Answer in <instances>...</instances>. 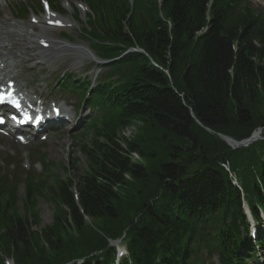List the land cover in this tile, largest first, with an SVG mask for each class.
<instances>
[{
	"label": "trees",
	"instance_id": "obj_1",
	"mask_svg": "<svg viewBox=\"0 0 264 264\" xmlns=\"http://www.w3.org/2000/svg\"><path fill=\"white\" fill-rule=\"evenodd\" d=\"M81 1L85 40L119 57L89 93V80L65 82L97 113L79 138L87 168L77 182L0 175V264H248L264 139L233 148L220 134L264 126V13L247 0ZM40 196L55 212L37 229Z\"/></svg>",
	"mask_w": 264,
	"mask_h": 264
},
{
	"label": "rangeland",
	"instance_id": "obj_2",
	"mask_svg": "<svg viewBox=\"0 0 264 264\" xmlns=\"http://www.w3.org/2000/svg\"><path fill=\"white\" fill-rule=\"evenodd\" d=\"M36 1L42 4L41 0ZM48 1L51 2L53 8L59 4L64 10L63 14L52 10L49 11L59 18L60 23L56 26H46L48 33L42 29L45 26L44 24L34 22V17L41 20L49 12H43V8L41 9V6L35 5L36 2L34 0H0V19L10 16L12 18L13 15H17L18 10L16 9L23 5H29L30 8H34L32 9L34 11L30 10L23 18L13 17L12 19L19 23L20 26L17 27V30L21 33H25V30L22 29L24 24L30 26L29 31L34 33L42 31V38L47 39L48 45H43V41L39 43L37 41L35 52L30 51L28 52L30 54L26 55L24 53L26 51L20 47L22 42H14L15 51L21 55L18 60L20 62L28 58L29 60L22 62V66H18L17 60H13L15 64L11 70L17 75L18 81L26 79L27 82L38 85L40 91L44 92L46 96L49 94L65 95L60 90L56 91V85L63 73L73 72L79 77L88 76L89 79L90 77L93 79L97 70L86 53L88 51L90 54L92 50L81 32V28L85 25V14L88 9L84 4L76 0ZM253 2L256 6L259 5L264 8L261 5V3L264 4V0H254ZM77 8L79 9L78 17L76 16ZM8 29L11 28L9 27ZM58 42H60V45H55ZM83 47L86 48V51L83 50ZM33 53L40 55L35 54L31 57L30 55H33ZM99 71L97 70L96 73ZM45 80H49V83ZM78 133H82V128L73 130L68 125L58 131H54L46 141L38 139L37 141H30L26 145L18 142L15 138L0 136V167H6L11 172L14 165L16 172L21 174V178L25 177L23 176L24 173L30 172L34 175H45L49 183H53L56 177L64 180L70 177L74 182H77L79 176L83 175L87 168L86 159L80 152L81 141L78 139ZM125 134L132 137L135 134L134 127L127 129ZM53 139H55V142H53ZM38 153L46 154L48 161L52 162L50 171L47 174L44 172V163L37 161L39 160ZM9 158L14 160L13 165ZM34 161L37 162L34 164ZM24 190V183H21L18 190L19 196L24 197ZM18 208L20 212H24L22 200L18 203ZM35 210H37L40 218V225H38L37 229L53 222L55 206L44 197L40 196L38 198ZM261 226V228H264V224Z\"/></svg>",
	"mask_w": 264,
	"mask_h": 264
},
{
	"label": "bare ground",
	"instance_id": "obj_3",
	"mask_svg": "<svg viewBox=\"0 0 264 264\" xmlns=\"http://www.w3.org/2000/svg\"><path fill=\"white\" fill-rule=\"evenodd\" d=\"M49 19H54V23H58L59 18L54 16L52 17V15H47L46 16V21ZM15 20H10L9 18H5L4 20H0V73H4V72H11V69L13 67V63L10 62L9 60H14V59H18L21 55L17 54V52H14L12 49V45L17 42H22L20 44V47L23 48L24 53H26V55H29L28 52L32 51L35 52V46L36 44H38L39 42L42 41V31H38L36 33L29 31V29L31 28L30 26H28L27 24H24V29L25 33H21L17 30V27L20 26L18 22H16ZM44 24L45 26L42 27V29H44V31L46 33H48V30L46 29L47 23L41 19L38 21V24ZM11 29H8V28ZM28 29V30H27ZM47 31H46V30ZM27 31V32H26ZM4 34V36H3ZM22 37V38H20ZM45 37V36H44ZM2 38H7L8 39V43H4V40ZM38 41V43H37ZM55 45H60V42L56 43ZM86 48L83 47V50H85ZM86 51V50H85ZM87 55L89 54L88 51H86ZM36 53H33V55H30L31 57H33ZM38 55V54H36ZM24 57V56H22ZM94 60V57H93ZM12 73V72H11ZM0 74V75H1ZM12 81V79L10 80ZM53 142H55V139H53Z\"/></svg>",
	"mask_w": 264,
	"mask_h": 264
},
{
	"label": "water",
	"instance_id": "obj_4",
	"mask_svg": "<svg viewBox=\"0 0 264 264\" xmlns=\"http://www.w3.org/2000/svg\"><path fill=\"white\" fill-rule=\"evenodd\" d=\"M259 131L260 130L254 131L249 138L242 140V141H237L234 138L224 135V134H220V137L224 139L226 142H228L229 144L234 145L236 147L240 145H246L252 142L253 140L257 139L259 137Z\"/></svg>",
	"mask_w": 264,
	"mask_h": 264
},
{
	"label": "snow or ice",
	"instance_id": "obj_5",
	"mask_svg": "<svg viewBox=\"0 0 264 264\" xmlns=\"http://www.w3.org/2000/svg\"><path fill=\"white\" fill-rule=\"evenodd\" d=\"M3 100H4V97L0 96V102H3ZM37 119H39V117H37ZM0 122H2V120H0Z\"/></svg>",
	"mask_w": 264,
	"mask_h": 264
}]
</instances>
